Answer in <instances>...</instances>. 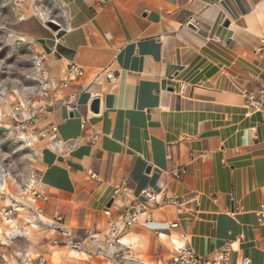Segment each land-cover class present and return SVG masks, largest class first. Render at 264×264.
<instances>
[{"label": "crops", "instance_id": "crops-1", "mask_svg": "<svg viewBox=\"0 0 264 264\" xmlns=\"http://www.w3.org/2000/svg\"><path fill=\"white\" fill-rule=\"evenodd\" d=\"M55 2L65 14L62 40L53 50L52 31L37 20L29 36L34 55L45 54V75L54 81L65 78L71 62L84 73L52 98L56 107L39 115L35 130L55 124L75 148L58 152L40 139L30 148L37 150L33 168L50 196L47 215L60 212L83 240V254L109 258L106 264H167L185 245L214 257L229 244L230 264L243 257L264 264V223L256 213L264 204V109L247 116L244 106L245 95L264 86V0ZM95 98L98 112L91 110ZM47 100L14 103L30 110ZM94 133L100 134L96 143ZM174 163L185 168L178 178L170 174ZM123 180L127 188L113 199ZM145 189L187 203L152 205L150 222L126 229L130 258L93 255L97 242L105 244L104 211L118 215L142 200ZM7 202L0 197V207ZM174 222L179 225L171 228ZM3 229L0 264H37L43 255L49 264L90 262L51 247L48 231L29 228L28 236L5 243L9 229ZM90 229L98 232L95 240Z\"/></svg>", "mask_w": 264, "mask_h": 264}, {"label": "built area", "instance_id": "built-area-1", "mask_svg": "<svg viewBox=\"0 0 264 264\" xmlns=\"http://www.w3.org/2000/svg\"><path fill=\"white\" fill-rule=\"evenodd\" d=\"M100 5H104L108 0H98ZM49 20H44L42 24L46 26ZM53 21V20H52ZM54 39L53 50L62 40V28L60 30L52 31ZM45 60L44 53L35 54L33 57V68L40 76L33 78L36 82V87L30 93L36 97H44L48 99L41 104L40 107H33L26 110L23 102L17 101L11 107L10 118L15 123V128L20 133V140L28 147L31 148L33 142L37 139L45 140L48 145L55 151L63 152L66 148H75L76 144H67L60 137L57 125L50 124L43 130L36 132V125L39 120L40 114L49 115L56 107V103L52 98H57L61 89L66 88L73 80L80 78L84 71L83 68L75 63L68 65L66 76L60 82L49 79L45 75ZM109 80H114L115 75L113 72H106ZM185 89V84L181 83L179 91ZM64 103V102H63ZM66 104V103H65ZM71 103H67L69 106ZM244 106L246 108V115L253 112L262 111L264 109V86L257 92H250L245 95ZM70 107V106H69ZM87 117H82L81 127L83 130L87 126ZM255 133V130H252ZM100 138L99 133L92 135V142L96 143ZM70 145V146H68ZM33 156L37 158V151L32 149ZM35 158H32L35 160ZM33 166V165H32ZM34 169V168H33ZM185 173V168L179 164L174 163L171 167L170 174L174 177H180ZM92 178H96L97 174L94 171L89 172ZM10 170L4 166H0V197L6 201L9 197V202L0 207V233L3 226H7L9 231L5 232V243L20 237H26L29 234V228L39 229V231H48L50 234L48 243L51 247H66L70 252L83 253L84 244L83 240L75 238L70 228L65 223V218L60 212H56L52 216L47 215L46 204L50 200V196L46 194L41 188V182L37 175V171L31 170L29 176L23 181H19L12 176ZM10 183L14 184L17 188L18 196L14 195L11 190ZM127 188L126 180L116 187L113 191V199H115L123 190ZM171 204L178 208L183 207L187 203V199L175 195H167L162 190L160 192L151 189H145L143 199L135 201L132 204L125 206L118 215H113L109 208L104 211L108 217L107 233L105 244L101 245L97 242L92 251L93 255H105L110 258L127 259L130 254L126 251L127 245L123 242L122 233L137 224L140 221L150 222L153 219L151 207L155 204ZM260 221L264 223V204H261L256 211ZM23 222L24 226L19 227V222ZM3 225V226H2ZM178 222L171 224V228L178 227ZM98 232L94 229L88 230V235L92 239H96ZM1 239V238H0ZM231 245L225 246L214 257H204L198 255L195 250L185 245L181 247L168 261L167 264H230ZM37 264H49L46 256H40ZM241 264H252L249 257H243Z\"/></svg>", "mask_w": 264, "mask_h": 264}, {"label": "rangeland", "instance_id": "rangeland-1", "mask_svg": "<svg viewBox=\"0 0 264 264\" xmlns=\"http://www.w3.org/2000/svg\"><path fill=\"white\" fill-rule=\"evenodd\" d=\"M41 11L55 19L58 30L62 28L65 14L55 0H0V166L10 170L19 181L26 179L29 172L34 170L32 165L36 164L37 158L33 156L32 149L20 140V133L8 113L15 99L37 98H32L33 94L30 93L36 87L33 79L36 72L33 68V39L29 36L37 28V20L41 24L45 20ZM44 27L54 30L47 23ZM10 187L18 196L14 184L10 183ZM75 252L71 254L91 262L75 261L76 264H106L110 260ZM142 258L147 260L146 256Z\"/></svg>", "mask_w": 264, "mask_h": 264}, {"label": "water", "instance_id": "water-1", "mask_svg": "<svg viewBox=\"0 0 264 264\" xmlns=\"http://www.w3.org/2000/svg\"><path fill=\"white\" fill-rule=\"evenodd\" d=\"M47 25L54 29V30H58L59 29V25L57 23H55L54 21L52 20H49L47 22ZM99 104H100V99L99 98H95L93 101H92V104H91V110L93 112H98L99 111ZM147 171H150V167H148Z\"/></svg>", "mask_w": 264, "mask_h": 264}, {"label": "bare ground", "instance_id": "bare-ground-1", "mask_svg": "<svg viewBox=\"0 0 264 264\" xmlns=\"http://www.w3.org/2000/svg\"><path fill=\"white\" fill-rule=\"evenodd\" d=\"M41 16H43V18L45 19V20H53V21H55V19H52L46 12H43V11H41ZM63 25V24H62ZM62 27V26H61ZM42 150V149H41ZM37 151V150H36ZM12 177V176H11ZM127 237V236H126ZM135 238V237H134ZM134 240V239H133ZM130 241H131V239L130 238H124L123 239V242L126 244V243H130ZM135 243V242H134ZM112 263V262H111ZM126 264H131L130 263V261L129 260H127L126 262H125ZM113 264V263H112Z\"/></svg>", "mask_w": 264, "mask_h": 264}]
</instances>
